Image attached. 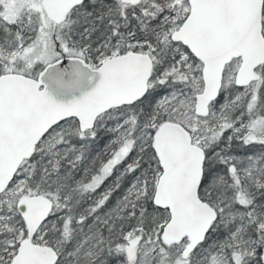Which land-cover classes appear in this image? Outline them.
<instances>
[{
  "label": "snow or ice",
  "instance_id": "6c2138e0",
  "mask_svg": "<svg viewBox=\"0 0 264 264\" xmlns=\"http://www.w3.org/2000/svg\"><path fill=\"white\" fill-rule=\"evenodd\" d=\"M0 264H264V0H0Z\"/></svg>",
  "mask_w": 264,
  "mask_h": 264
}]
</instances>
